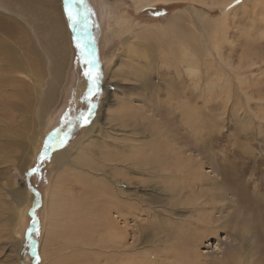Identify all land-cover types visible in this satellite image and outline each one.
I'll list each match as a JSON object with an SVG mask.
<instances>
[{
    "label": "rangeland",
    "instance_id": "374dc122",
    "mask_svg": "<svg viewBox=\"0 0 264 264\" xmlns=\"http://www.w3.org/2000/svg\"><path fill=\"white\" fill-rule=\"evenodd\" d=\"M74 2L81 13L75 27L69 23L64 0L31 2L34 14L45 17L44 21L54 20L57 26L61 24L62 39L67 43L65 61L71 59L69 70L66 62H63L65 66L61 62L64 71L59 84L64 86L56 85L55 100L43 113L46 116L49 113L45 129H39L36 120L37 127L35 123L26 124L28 119L35 118V109L31 113L15 111L18 116L15 120L6 118L4 109L8 102L19 105L16 108L23 107L24 102L16 100L17 96L8 97L5 94L8 90L0 96V264L48 261L55 264L57 252L50 253V243L61 252L63 260H68L66 263L72 259L76 264H119L117 258L123 257L124 264H264V0H205V4L200 0H171L173 4L146 6L139 12L133 0ZM7 18L0 13V35L7 27ZM119 20L120 23L127 20L134 31L163 29L161 33L173 39L177 54L183 52L177 42L185 37V42L192 44L188 51L192 60L194 49L199 50L197 57L202 59L208 44L219 51L213 49V55L206 58L208 66L191 65L201 73V83L195 79L197 85L184 72L178 76L174 67L171 71L160 68L150 77L128 81L121 73L126 70L122 58L131 51L117 34ZM44 21L40 22L46 26L48 21ZM8 22L15 27L13 22ZM44 28L47 30L49 26ZM12 30L6 34L10 41H13ZM75 36L83 39L90 55L82 45L77 47ZM123 36H130L127 28ZM216 69L221 74L219 80L213 75ZM86 72L98 73L100 77L98 90L91 96ZM117 78L126 81L129 95L124 96L123 89L115 82ZM26 83L33 87L34 82L29 78ZM27 86L20 89L26 91V98L36 100V90L35 95H28ZM39 87L42 86L38 84ZM173 94L188 101L190 108H197V114L190 116L193 119L190 128L181 109L169 104ZM123 99L133 106L140 118L138 123L127 119L131 123L124 121L120 127L110 121L112 109L116 108L115 114L119 112L117 102ZM89 102L95 107H90ZM180 107L188 109L185 105ZM152 118H156L155 122ZM93 122L99 125L94 127ZM72 127L76 129L63 148L47 151L58 147ZM30 128L36 134L35 140L30 139ZM39 130H43L42 135ZM195 130L199 132L194 134ZM80 141L84 145L78 151L76 144ZM108 144V151L124 152L130 158L125 167L103 161L101 149ZM64 151L70 152V163L57 168L55 154ZM81 154L95 160L89 161L96 166L92 168H103L108 182H112L121 197H131L129 201L124 199L129 210L123 213L124 218L112 212V218L124 232L123 257L117 251L114 255L112 248L107 250L111 241L100 225L102 209H99L105 202L93 199L90 194L88 197L80 189L79 175L89 174L80 162L73 160ZM158 154L188 161L190 177L188 182L175 183L177 191L171 190L170 184L158 175L153 177L151 172L139 170L132 162L136 155L156 157ZM65 174L70 176L71 189L62 184L61 176ZM182 174L175 171L174 176H184L185 172ZM61 188L64 193L67 190V199L74 196L77 207L82 204L80 212L75 208L72 217L75 222L66 221V228L72 229L67 250H64L65 242L49 241L50 228L55 225L51 224L55 208L51 194L62 191ZM32 216L36 217L35 221ZM63 223L60 232L65 228ZM79 235L83 238L80 244Z\"/></svg>",
    "mask_w": 264,
    "mask_h": 264
},
{
    "label": "bare ground",
    "instance_id": "6f19581e",
    "mask_svg": "<svg viewBox=\"0 0 264 264\" xmlns=\"http://www.w3.org/2000/svg\"><path fill=\"white\" fill-rule=\"evenodd\" d=\"M133 1H134L136 10L138 12L140 10H143L144 8H146V6L150 7L153 5L173 4V3H171V0H133ZM190 1H194V0H190ZM227 1L228 0H225V2H227ZM31 2H33V0H14V1L0 0V13H2L3 16H5V18L8 17L6 20L7 21V27L3 31V35H0V96H2V92H5L6 90H8V93H5L6 95H8V97L11 98V97L17 96L18 98L16 97L17 98L16 100L20 99L24 102V106L23 107L21 106L20 108H16V107H19V105H17L16 103L8 102L5 106V109H4L6 111V114H7V115H5L6 118H9L10 120H13V119L15 120V118L18 117L15 115V113H16L15 111L20 110L21 112H24V113H31L35 109V118L28 119V121H26V124L31 125V124L35 123L34 126L37 127L36 124L38 123V124H40V126L38 128L40 129L42 127V129L44 130L46 125L48 124L49 113L47 112V116H46V114H43V113L45 110L50 109L51 103L55 100L54 95L56 92V85L59 84L60 76L62 77V74L64 71L65 65L63 62H66L65 56H64V47H66L67 43L65 44L64 43L65 39H64V41L62 39L63 34H61V31L59 29L61 24H60V26H57L55 24V22H53L54 20H49V21L47 20L48 24H49L48 25L46 23L47 21L46 20L44 21L45 17H42L38 14H34L35 11L32 8H30L32 6ZM200 2H203L205 4V0H200ZM36 12H37V10H36ZM43 12H45V11H43ZM46 19H47V17H46ZM123 19L124 18H122V20ZM9 20H10V22H13L15 24V27H13L12 24H9V22H8ZM42 20L46 23V26H49L50 31H48L49 28L47 30H45V28H44V27H46L45 24L40 22ZM120 20H119V23H117L118 24L117 34L119 36L123 37L122 43L124 45H127L128 49L131 51L130 52L131 54L129 56L124 55L122 58V62L125 65L126 70H124V69L121 70V73L125 74L126 78H128V81L131 80L130 78H138V77L147 78V77H150V75H152L155 71H157V70L160 71L159 70L160 68H166V70L171 71V69H173V67H174L175 72L177 71V73H178V76L181 75L180 72H182V73L184 72V74L191 77L190 81L196 82L195 79H197L198 82L201 83V79L199 78V75L201 73L199 74L198 70L194 69L195 66L192 68L191 65L192 64L193 65L201 64V66H202V64H203V66L204 65L208 66L209 62L207 63L206 58L213 55L212 50L218 49L216 46H214V48H212L208 44L206 47L207 53H204V57H202V59L197 57L198 56L197 53H199V50L194 49V52H193L194 53L193 54L194 60H192V58H190L191 56L188 57L189 46L192 44L185 42V39H183L185 37H182V40H179L177 42V43H180V46L183 49L182 53L178 52V54H177V52L174 48L175 43H174L173 39L171 38V40H170V39L166 38L167 33H166V35L161 33V31L163 29L159 30L160 32H158V31L154 32L148 28H141L140 30L134 31V30H132V26L130 25V23L127 20H125L123 23H120L121 22ZM69 23H70V21H69ZM4 26H6V25H4ZM76 28L79 29L78 26ZM126 28H127V33H130L129 37L123 36V34L126 33ZM10 30H12L10 33H13V35H11L13 41H10L9 38L6 36L8 31H10ZM158 34H159V36H158ZM49 36H50V38H49ZM155 39L157 42L154 41ZM136 40H138V42H136ZM175 42H176V40H175ZM148 43H149V45H148ZM211 44L216 45L213 42H211ZM194 45H197V44L194 43ZM203 49H205V48H203ZM218 51H219V49H218ZM31 55L32 56L34 55L35 57L34 58L31 57ZM144 61H145V64H143ZM61 62L63 63L64 66L62 65ZM210 63H212V62H210ZM66 64H67V70H69V68L71 66V59L68 60L66 62ZM171 64H173V65H171ZM207 66H206V69H208ZM88 69L89 68L86 66V70H88ZM130 69H133V72ZM126 73L129 74V77L126 75ZM217 73H220L219 69H216V71L213 73L215 78H217V77H219V75H221V74H217ZM24 75H25V77H24ZM158 75H159V73H158ZM27 78H29L31 81L34 82L35 85L33 84V87L30 85L27 86V83H26ZM86 79L89 80V78L87 76H86ZM115 82L117 83V86H119L123 89L124 96L127 93L129 95V92H128L129 90L126 89V86H125L126 81H124L120 78H117V80ZM212 82H215L214 79L212 80ZM19 84H21L20 88H22L26 84V86H27L26 90L28 92V95H35V90H36V94H38L36 100L39 99V101H37V103H36L35 99L31 100L29 98H26L27 93H26V91L19 88V86H20ZM38 84L40 86H42L41 87L42 89L39 87L40 88V90H39ZM60 84H62V83H60ZM62 85L64 86V83ZM148 85H150V83ZM148 85L145 84V86H148ZM196 85H197V82H196ZM34 86H35V88H34ZM207 86H206V89L208 90L209 87H207ZM23 89H24V87H23ZM196 89H197V87H196ZM204 100H205V97H204ZM125 101L126 100L123 99L122 101H120V103L117 102V107H119L121 109L116 114H115L116 108L112 109V112H111L112 117H110V121L113 122L115 126L123 127L122 122L126 121L127 119L134 121L135 123L136 122L138 123V121H140V118L137 117L136 113H134L133 106L131 107L130 104H128V102L127 101L125 102ZM168 102L170 105H173V106L177 105L179 110L181 109V111H180L181 115H182L184 121L186 122V124L190 128L192 121H193V119H191L190 116L197 114V112H198L197 108L196 107L190 108V104L188 101L177 99V97L174 96V94L171 97V101H168ZM205 102L207 103V100ZM89 105H90V102H89ZM180 105H185L188 107V109L187 108H181ZM90 107H91V105H90ZM37 108H39L38 111H36ZM140 109H142V108H140ZM43 115H44V118H43ZM139 116L144 118L145 115L143 113H140ZM152 119L155 122L156 118H152ZM198 119L200 120L201 118L198 116ZM35 120L37 121V123ZM97 121H98V119H97ZM126 122H128L127 124L131 123V122L129 123V121H126ZM98 123L93 122L94 127ZM105 126H106V124H105ZM105 126H104V128H105ZM35 127H34V129H35ZM102 129H101V131H102ZM43 130H39V131H41V135H42ZM190 130H192V129H190ZM35 132H36V130H35ZM198 132H199L198 130H195L194 134H197ZM35 135H36L35 133L32 134V129H31V136L29 135L30 139L35 140L36 139ZM85 137H87V136H85ZM76 145L78 146V151H79V150H82L84 144L82 141H80V142H77ZM107 146H109V144L104 145V147L101 149V151H102L101 156L103 155V161L104 162H113L116 164L119 163V165L121 164L122 167H125V164H126L125 162H129L130 158L127 157L124 154V152L116 151V153H115V151H111L110 149H109L110 151H108ZM133 148L136 149V151H137L136 147L133 146ZM24 149H25V147H24ZM131 152H133V151H131ZM135 153H138V151ZM149 153H151V151ZM110 154H112L114 156L111 157ZM164 154H162V155H164ZM81 156H85V157H81ZM105 156H107V157H105ZM70 157H71V154L68 151L67 152L64 151L63 153H59V154L56 153L55 157H54V163H55L56 167L57 168H64V166H67L70 163L69 162ZM171 157L172 156H169V155H167V157H159V154L156 157H144V156L137 157V155H136V157H132L133 158L132 162L133 163L135 162L134 164H136V166L138 167L139 170H145L146 169L147 171L152 173V176L154 175L153 177L158 175L160 177V180H163L164 183H166V184H170L169 188L171 190L177 191L178 189H175V183H178L179 181L188 182V176L191 173V168H188L189 163L183 157H177V156L173 157V158H171ZM74 159L77 160L76 162H80V164L82 166H84V168L87 169V172L89 173L88 175H79L80 176V178L78 179L79 182L76 180L80 184L79 186H81L80 189H82L85 194H88L87 195L88 197L90 194V195H93V196H91V197H94L93 199H96L99 201L101 199L105 202V204L102 205L103 207L99 206L100 207L99 209H102L101 210L102 215H101V219H100V222H102V223L100 225L102 227H104L103 228L104 232L107 231L108 241H111V243L108 242V244L110 243L112 245V246H109L110 245L109 244L107 250H109V248H112L115 250V251H112L114 255H115L114 252L117 251L123 257L124 256L123 252L125 249L123 248L124 239H122V234L124 232L120 229V227L118 225L119 222L117 224V221L115 220V218L114 217H113L114 219L112 218V214H113L112 212L113 211L116 212L118 214V216H120L122 218L125 210H127L129 212V210L127 209L128 203L125 202L124 199H126V201H129L131 199V197L130 198L121 197L120 196L121 194L119 193V191H117L116 188L112 187V182L111 181L108 182V179L106 177L107 175L105 176L104 172H102L103 168L102 167H101L102 169L101 168L100 169L92 168V167H96V166L95 165L92 166V164H90L89 161L91 159L89 157H87L86 154H81L80 156L73 158V160ZM91 161H95V160H91ZM127 166H129V165H127ZM175 171H179V172H181V174L184 171L185 172L184 176L187 177V180H186V177L182 176L183 174L180 177L174 176ZM177 174H179V173H177ZM69 177L70 176H68V174H65V175L61 176V180H62V184L67 186L69 189H71ZM72 182H74V180H72ZM171 183H173L174 186H172ZM66 191H65V193H66ZM78 191L80 192V190H78ZM65 193H64V188H63L62 191L60 190L58 192H53L51 194L52 195V199H51L52 201L51 202L53 203V205L55 207L52 211V214H51V220H52L51 224H55V225L52 227L50 226L51 228L49 227L50 228L49 241L50 242H57V241L61 240V241L65 242L64 243V250H67V248L69 247V244H70L69 243L70 242L69 234H70V232L72 233V229L66 228V221L72 220V217L75 214V208H77V211L79 209V212H80V208L82 207V204L79 203L78 207H77V205L74 203V196L71 195L67 199V196L69 194L68 193L65 194ZM71 194H73V192ZM77 196L79 197V195H77ZM201 196L203 197V195H201ZM79 198L81 199L84 197H79ZM211 198H214V196H212ZM216 198H214L215 201L217 200ZM85 199H87V197ZM214 200H212V201H214ZM86 202H88V201H86ZM87 204H89V203H87ZM203 205H205V204H203ZM87 212H88V210H87ZM94 213H95V211H94ZM12 216H14L13 213H12ZM12 216H11V214L9 216L10 225H12L13 221H14ZM72 222H75V221L72 220ZM202 222H204V221L202 220ZM62 223H63V227H65V228H63V231L60 232V226L62 225ZM73 231H75V230H73ZM263 237H264V235H263ZM82 239L83 238L80 236L79 244L83 243ZM104 240L102 242H104ZM71 243H72V240H71ZM122 248L124 249L123 252H121ZM54 252H57L59 254V255L57 253L55 254V258L57 259L55 264H76V262H74V261L72 263V261H71L72 259L68 263H66L68 260L67 261H65V259L63 260L62 259L63 255L61 256V252H59L58 250L57 251L55 250L54 243H50V253H54ZM60 258H61V260H60ZM111 259H113L114 262H116L115 258H111ZM117 260H118L119 264H124L123 263L124 257L121 258V260L117 258ZM108 261H109V259H108ZM44 262H47V261L45 260ZM110 262H112V261L110 260ZM46 264H52V261H48Z\"/></svg>",
    "mask_w": 264,
    "mask_h": 264
},
{
    "label": "snow or ice",
    "instance_id": "6c2138e0",
    "mask_svg": "<svg viewBox=\"0 0 264 264\" xmlns=\"http://www.w3.org/2000/svg\"><path fill=\"white\" fill-rule=\"evenodd\" d=\"M82 2V0H81ZM64 4H65V12L67 13L68 19L71 23V25L73 27H75V25L77 23H79L80 20V16L81 13L79 11V9L76 7V4L74 2V0H64ZM90 11V9H89ZM77 47H80V44H77ZM85 75L89 78L90 84H89V95H93L95 91H97V85L99 82V74H93L91 72H86ZM91 107H95V105H91ZM88 115H91V110L89 109ZM30 234V233H29Z\"/></svg>",
    "mask_w": 264,
    "mask_h": 264
},
{
    "label": "water",
    "instance_id": "95a60500",
    "mask_svg": "<svg viewBox=\"0 0 264 264\" xmlns=\"http://www.w3.org/2000/svg\"><path fill=\"white\" fill-rule=\"evenodd\" d=\"M75 39H76L77 42H79L80 45H82V46L86 49L87 54L90 55V53H89L87 47L84 45L83 39H79L78 36H75ZM88 67H89V66H88ZM74 128H75V127H72L71 129H69V131H68L67 133L64 134V137H63V139H62V141H61V143H60V145H59L58 147H52V148H49V149H47V151L53 152V151H56V150H59V149L63 148L64 145L66 144V142H67L69 136L74 132ZM37 195H38V194H37ZM38 197H39V201L41 202V200H40V196H39V195H38ZM38 207H39V206H38ZM38 207H36V208L34 209V211H35L36 209H38ZM32 218H33L34 221L36 220V217H35V216H32Z\"/></svg>",
    "mask_w": 264,
    "mask_h": 264
}]
</instances>
